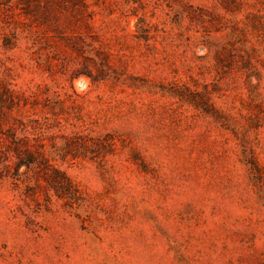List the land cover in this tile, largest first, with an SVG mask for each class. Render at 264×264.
Returning <instances> with one entry per match:
<instances>
[{"label":"rangeland","instance_id":"obj_1","mask_svg":"<svg viewBox=\"0 0 264 264\" xmlns=\"http://www.w3.org/2000/svg\"><path fill=\"white\" fill-rule=\"evenodd\" d=\"M0 264H264V0H0Z\"/></svg>","mask_w":264,"mask_h":264}]
</instances>
